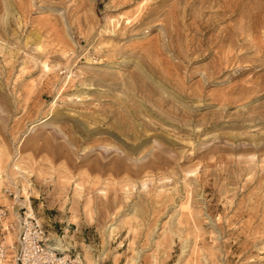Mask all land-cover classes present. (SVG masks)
<instances>
[{
	"label": "rangeland",
	"instance_id": "374dc122",
	"mask_svg": "<svg viewBox=\"0 0 264 264\" xmlns=\"http://www.w3.org/2000/svg\"><path fill=\"white\" fill-rule=\"evenodd\" d=\"M262 26L264 0H0V264L24 211L84 264H264Z\"/></svg>",
	"mask_w": 264,
	"mask_h": 264
},
{
	"label": "built area",
	"instance_id": "2783aa9c",
	"mask_svg": "<svg viewBox=\"0 0 264 264\" xmlns=\"http://www.w3.org/2000/svg\"><path fill=\"white\" fill-rule=\"evenodd\" d=\"M6 216V209L0 207V220ZM6 230L14 229L7 223ZM5 256V248L0 243V257ZM15 264H84L82 259L71 253L52 250L48 245L47 232L43 225L30 213L23 212L18 224Z\"/></svg>",
	"mask_w": 264,
	"mask_h": 264
},
{
	"label": "bare ground",
	"instance_id": "6f19581e",
	"mask_svg": "<svg viewBox=\"0 0 264 264\" xmlns=\"http://www.w3.org/2000/svg\"><path fill=\"white\" fill-rule=\"evenodd\" d=\"M136 2V1H135ZM157 3V2H156ZM152 4H154V2L152 3ZM151 4V5H152ZM144 7V8H143ZM155 8V7H154ZM142 10H144L145 12H143L144 14H145V16H147L148 14H149V4L147 3H145V5L144 6H142V8H141ZM141 11V10H140ZM165 11V10H164ZM139 12V11H138ZM141 13V12H140ZM142 13V15H140L139 13V15L140 16H137V18H136V21L133 23V24H137L139 21H141V20H143V18L145 17L144 16V14ZM155 13V12H154ZM164 13H166V12H163V14ZM150 15V14H149ZM133 21V20H132ZM134 26V25H133ZM262 27H264V26H262ZM151 30V29H150ZM119 168V167H118ZM117 168V169H118ZM50 246V245H49ZM51 247V249L52 250H57V251H59V252H61V253H64V252H66L67 250H68V248H67V246L65 247L64 246V244L62 243V241L60 240V239H56L55 240V242H54V244L53 245H51L50 246ZM90 261V260H89ZM91 262V261H90ZM92 264V263H91Z\"/></svg>",
	"mask_w": 264,
	"mask_h": 264
}]
</instances>
